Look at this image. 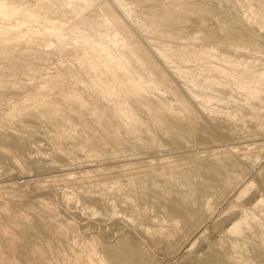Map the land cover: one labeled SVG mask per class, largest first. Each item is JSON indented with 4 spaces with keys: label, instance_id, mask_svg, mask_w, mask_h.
<instances>
[{
    "label": "rangeland",
    "instance_id": "1",
    "mask_svg": "<svg viewBox=\"0 0 264 264\" xmlns=\"http://www.w3.org/2000/svg\"><path fill=\"white\" fill-rule=\"evenodd\" d=\"M262 75L264 0H0V264H264Z\"/></svg>",
    "mask_w": 264,
    "mask_h": 264
},
{
    "label": "bare ground",
    "instance_id": "2",
    "mask_svg": "<svg viewBox=\"0 0 264 264\" xmlns=\"http://www.w3.org/2000/svg\"><path fill=\"white\" fill-rule=\"evenodd\" d=\"M77 10V9H76ZM78 11V10H77ZM33 17V16H32ZM36 20V19H35ZM217 69V68H216ZM215 70V69H214ZM218 70V69H217ZM251 72V71H250ZM253 74V73H252ZM254 75V74H253ZM252 75V76H253ZM255 76V75H254ZM263 76V75H262ZM256 77V76H255ZM264 77V76H263ZM235 78H237V77H235ZM242 78V77H241ZM255 79H257V78H255ZM245 80V79H244ZM243 80V81H244ZM258 80L259 81H261L262 79H261V76L260 75H258ZM212 82V81H211ZM245 82V81H244ZM248 82V81H247ZM259 83V82H258ZM261 83V82H260ZM1 86H2V84H1ZM0 86V87H1ZM224 86V85H223ZM3 87V86H2ZM247 90V89H246ZM256 90V89H255ZM249 91H252V90H249ZM4 92V91H3ZM255 92V91H254ZM261 92V91H260ZM250 94V93H249ZM255 95V94H254ZM257 97V96H256ZM246 100V99H245ZM255 103V102H254ZM199 105V104H198ZM258 110V109H257ZM14 148V147H13ZM226 151V150H225ZM124 178V177H123ZM19 180L20 179H24V177L23 176H19V178H18ZM30 222V221H29ZM31 224V223H30ZM8 233V232H7ZM2 228H1V226H0V235H6L7 234ZM7 235H9V234H7ZM6 237V236H5ZM11 237V236H10ZM4 238V237H3ZM6 239H7V237H6ZM6 242V241H5ZM12 242V241H11ZM64 243V242H63ZM28 244V243H27ZM65 246V245H64ZM35 248V247H34ZM63 248V247H62ZM39 250V249H38ZM65 254V253H64ZM46 256V255H45ZM41 258V257H40Z\"/></svg>",
    "mask_w": 264,
    "mask_h": 264
}]
</instances>
